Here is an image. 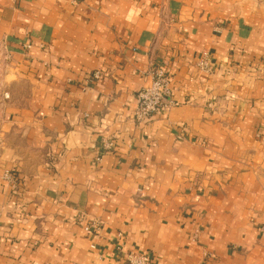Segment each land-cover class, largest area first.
Returning <instances> with one entry per match:
<instances>
[{
  "label": "crops",
  "instance_id": "obj_1",
  "mask_svg": "<svg viewBox=\"0 0 264 264\" xmlns=\"http://www.w3.org/2000/svg\"><path fill=\"white\" fill-rule=\"evenodd\" d=\"M263 227L264 0H0V264H264Z\"/></svg>",
  "mask_w": 264,
  "mask_h": 264
},
{
  "label": "built area",
  "instance_id": "obj_2",
  "mask_svg": "<svg viewBox=\"0 0 264 264\" xmlns=\"http://www.w3.org/2000/svg\"><path fill=\"white\" fill-rule=\"evenodd\" d=\"M212 58L209 52H203L197 61V66L202 71L212 70ZM150 74L152 76L151 84L141 89L137 93V105L134 112V120L137 123H145L154 116L162 115L169 108L175 106V102L171 99L172 89L169 75L164 66H153ZM99 71L93 73L88 81L93 82L100 78ZM104 150H112L115 144L111 140L103 141ZM101 157H98V161ZM4 178L13 179L10 171L4 172ZM101 225L97 220L91 221L85 226V232L88 234L100 231ZM264 231V227H263ZM121 238V235L120 237ZM118 252H122L121 244L117 247ZM125 264H152L153 256L148 252H128L125 254Z\"/></svg>",
  "mask_w": 264,
  "mask_h": 264
}]
</instances>
